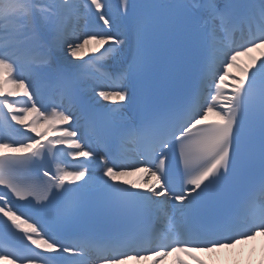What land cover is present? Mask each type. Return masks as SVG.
<instances>
[{"label":"snow or ice","instance_id":"snow-or-ice-1","mask_svg":"<svg viewBox=\"0 0 264 264\" xmlns=\"http://www.w3.org/2000/svg\"><path fill=\"white\" fill-rule=\"evenodd\" d=\"M262 47L264 0H0V264L264 237Z\"/></svg>","mask_w":264,"mask_h":264}]
</instances>
